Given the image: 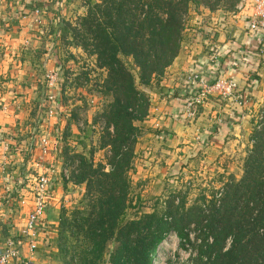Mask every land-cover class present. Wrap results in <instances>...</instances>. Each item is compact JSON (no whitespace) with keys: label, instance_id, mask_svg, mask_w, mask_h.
<instances>
[{"label":"trees","instance_id":"16d2710c","mask_svg":"<svg viewBox=\"0 0 264 264\" xmlns=\"http://www.w3.org/2000/svg\"><path fill=\"white\" fill-rule=\"evenodd\" d=\"M195 2L97 0L88 4L85 14L69 22L75 46L94 55L97 67L105 70L101 92L112 97L103 114L110 125L104 135L108 141L102 146L110 152L109 170L75 153L80 168L72 180L85 185L86 212L80 207L83 210L71 215L62 210L59 216L60 252L66 232L82 235L91 244L90 249L77 252L76 264H101L106 253L108 264H152L156 249L170 231L183 244L190 243L191 234L198 229H204L206 234L203 238L194 236L193 241L199 243L191 264H264V104L251 119L253 127L243 173L239 179L225 182L220 208H211L205 224L203 214L199 220L194 218L198 205L179 216L158 218L155 213H142L136 219H123L131 146L142 128L135 123L149 113L150 97L145 88L162 76L178 55L184 40L185 16ZM235 3L236 0L232 5ZM205 7L211 12L217 8L212 4ZM127 58L134 69L124 61ZM147 238H151L149 243ZM111 243L114 246L109 251Z\"/></svg>","mask_w":264,"mask_h":264},{"label":"crops","instance_id":"0c3cea01","mask_svg":"<svg viewBox=\"0 0 264 264\" xmlns=\"http://www.w3.org/2000/svg\"><path fill=\"white\" fill-rule=\"evenodd\" d=\"M48 1L0 0L3 16L0 23V133L3 140L6 133L2 132L18 136L28 132L27 125L36 129L37 121L46 116L42 105L48 91L44 75L53 68L59 69L58 74L62 72L64 51L72 56L80 51L66 49L63 24H58L55 13L61 3L51 4ZM246 6L244 10H241V7L235 15L228 18L217 17L208 10L206 17L190 19L186 24L178 55L164 74L145 88L150 97L149 113L139 125L144 130L145 137L142 140H152L151 146L155 150H185L196 144L197 149L207 147L222 152L227 150V145H234L236 142L232 135H236L235 127L248 117L246 113H240L246 106L235 105L226 99H205L197 119L186 124L180 116L184 98L178 91L184 84L183 78L181 79L183 72L194 68L202 71L210 80L220 76L233 77L242 93L248 96L247 106H251L254 102L252 96H257L258 88L263 83L261 74L264 71V60H260L257 53L259 47L256 41L249 37L246 29L245 19L251 13L249 1ZM34 7L43 10L36 20L33 16ZM38 19L39 22L36 23ZM210 34L216 37L219 59L222 62L215 65L216 71L215 68H210L207 58L206 37ZM251 49L256 52H251ZM92 61L96 63L94 56ZM233 64H236V67ZM252 71H256L257 77L250 76ZM60 83L57 86L59 96L62 94V81ZM227 106H232V110L229 111ZM51 120L54 119L49 118V121ZM234 121L237 123L234 124ZM2 144L0 142V159ZM24 150L28 151L23 149L19 153L10 154L8 169L11 175L6 185L10 190L16 185L22 188L21 194L27 201L26 206L20 204L17 194L3 192L2 185L5 183L0 178V252L5 239L23 225L32 201L34 180L31 179V184L27 186L21 185L23 173L29 163L37 157L38 150L33 148L27 154H22ZM69 184H75L71 178L70 182H62L60 179L56 182L55 192L48 202L43 227L39 232L37 250L29 264L52 263L49 250L57 237L60 210L68 203L69 196L65 194L64 189L65 186L69 187ZM19 246L22 255L27 256V246ZM12 264L18 262L14 261Z\"/></svg>","mask_w":264,"mask_h":264},{"label":"rangeland","instance_id":"374dc122","mask_svg":"<svg viewBox=\"0 0 264 264\" xmlns=\"http://www.w3.org/2000/svg\"><path fill=\"white\" fill-rule=\"evenodd\" d=\"M96 1H48L51 4H55V2L61 3V6L59 9H56L55 13L59 20L58 24L61 26L63 24L66 49L80 50L75 56L70 55L69 52H63L65 59L64 68L58 74L61 79H59V83L62 81L63 85L60 96V93H57L59 88L57 87L54 90V88L50 87L45 81L46 78L44 75V81L48 91H50L49 94L58 95L55 103H57L58 107L56 113H59V115L51 117L54 119L53 121H49L48 116H44L43 120L37 121L38 126L36 129L27 125L28 132L22 135L19 134L16 137V142L20 144L21 141L23 145L31 137L44 135L48 139L49 152L47 161L51 165L50 168L45 170L48 175H54V171H57L60 165L67 162L71 169L70 178H76L75 175L79 171L80 161L75 156V153H81L84 157L91 159L95 164H101L105 171L109 170L107 157L110 155V152L108 148L102 147L108 141V138L104 136L105 128L110 127L103 114L107 112V106L112 100L110 93L101 92V89L105 85V83L101 85V82L106 72L102 68H98L97 64L92 61V56L94 55L87 54L82 48L75 46L73 32L71 30L72 26H69V22L73 23L76 17L85 14L89 3ZM233 1L197 0L194 4H190L188 13L185 16V24L190 19H193V17H206L208 15L206 5L212 4L215 7L217 6L216 9H213V14L215 16L217 15V17L227 18L235 15L241 8L238 7L240 3H243L241 10L247 7L248 0H236L234 6L232 5ZM38 22L39 19L36 23ZM252 47L254 48V46ZM258 49L257 53L262 61L264 60V52ZM77 50L74 51L76 52ZM250 51L253 53L256 52L254 49ZM124 61L131 69H134L130 59L127 58ZM255 73L256 71L250 72V76L257 77ZM261 75L263 83L258 88L257 96L255 98L252 96L254 102L256 101L255 105L252 102L251 106H247L249 102L248 96L240 90L247 99V103L241 106L246 107L244 109L242 108L240 113H246L248 117L240 122V125L235 127L237 136L232 135V138L236 139V142L234 145H227L226 151L219 152L207 147L197 149L196 144H192L185 150L174 149L172 151V149L166 148L162 152L152 148V140L143 141L142 139L145 137L143 134L144 130L141 129L139 131L138 137L131 146L133 147V152L130 161L131 168L128 172L130 183L126 208L123 214L125 221L136 219L142 213H155L158 218L168 215L169 217L173 215L179 216L190 207L198 205L194 211V218L199 220L200 215L203 214L206 216L203 222L205 224L211 208L218 206L220 208L223 189H225L226 185L225 182L230 178L237 180L243 173V162L247 155V149L250 147L249 136L253 127L251 119H254V116L258 114V110L264 104V71ZM182 78L183 75H181ZM205 99L215 100L221 98L206 97ZM228 102L233 103L229 100ZM234 104L238 105L236 103ZM42 105L43 107L46 105L44 101ZM231 107L227 106L229 111L232 110ZM43 110L45 109L43 108ZM199 114L200 109L197 117ZM197 117L192 121L194 122ZM184 123L188 124L189 122ZM229 123L232 124V121ZM236 123L237 121H234V124ZM135 125L138 128L140 127L139 122H136ZM3 153L4 148L2 147ZM31 172H27L25 169L23 174L32 177L35 182V170ZM55 176L57 177L56 174ZM69 185V187L65 186L64 189L66 190L65 194L69 196L68 203L60 211H70L71 215L84 209L83 213H85L86 209L83 205L88 196L85 198L87 191L84 183ZM193 225L192 223L188 227ZM205 234L204 229H198L194 234H191L192 241L190 243L185 242L180 244L175 233L170 231L166 236L167 244H165V247H158L156 249L152 257V264H191L193 252L196 253V246L199 243V241H193L194 236L203 238ZM64 237L66 239L65 241L62 240L63 252H60L57 247V237L53 241L52 247L49 250L51 264H76L79 261V254L77 252L79 253V250L82 248H91V244L82 235L79 237L66 232ZM150 239L147 238L146 242L149 243ZM109 246V251H111L114 244L111 243ZM62 255L65 257L64 261ZM108 259V253H106L101 264H108ZM129 264L131 263L129 262ZM192 264L200 263L193 262Z\"/></svg>","mask_w":264,"mask_h":264},{"label":"built area","instance_id":"2783aa9c","mask_svg":"<svg viewBox=\"0 0 264 264\" xmlns=\"http://www.w3.org/2000/svg\"><path fill=\"white\" fill-rule=\"evenodd\" d=\"M250 4L251 13L248 18H246V29L248 31L249 37L256 41V45L260 47L261 52L264 51V0H248ZM243 3H240L238 7H242ZM40 7H34L33 16L36 20L38 16L42 13ZM3 19L2 10L0 6V23ZM212 33V32H210ZM207 43V55L208 64L211 69L215 68V65L221 64L219 59V51L216 43V37L210 34L206 37ZM236 67V64H233ZM217 69L215 68L214 71ZM184 84L181 85L179 89V95L184 98V106L180 111L181 119L184 122H191L198 115L199 109L205 101L206 97H217L221 99H227L243 106L247 103L245 95H243L239 89L237 81L230 76H220L210 80L202 71L196 70L194 68H189L183 74ZM47 84L57 89L59 75L58 70L53 68L45 75ZM53 90V92H54ZM59 92V91H58ZM57 92V93H58ZM44 111L48 119L59 115L56 113L57 97L58 95L47 94L44 96ZM6 133L4 140L0 133V142L3 143L4 153L1 155L0 159V178L3 179V192L10 194H17L18 201L21 205L26 206V199L22 198L23 194L22 188L19 185L14 186L13 189H9L6 185L8 177L11 175L9 171V156L11 153H19L20 150L28 149L31 150L36 148L38 150V155L35 160L27 166V172L35 170L36 181L33 183L31 190L32 201L29 209L26 212V217L23 225L18 229V231L13 232L9 237H7L3 243L2 251L0 252V264H12L17 261L18 264H29L32 260L34 252L37 250V243L39 238V232L43 227V220L45 219L46 209L48 202L50 201L53 193L55 192L56 182L58 179L64 182H70V172L71 169L68 163H63L59 166L57 171H54V175H48L45 170L50 168V163L47 161L49 152V141L44 135L40 137H31L28 139L24 146L20 141V144L16 142V135L10 132ZM19 148V149H18ZM26 150L22 154H27ZM31 167V168H30ZM57 175V177L55 176ZM32 177L24 174L22 177V185L27 186L31 184ZM34 180V179H33ZM29 188V187H28ZM19 193V194H18ZM29 205V204H28ZM20 244L27 246V256L22 255L20 250ZM167 241L161 243L158 247H165Z\"/></svg>","mask_w":264,"mask_h":264}]
</instances>
